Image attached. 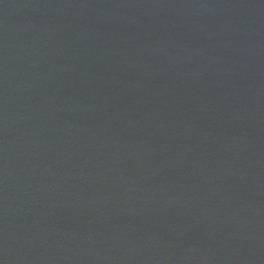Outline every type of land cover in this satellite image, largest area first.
Segmentation results:
<instances>
[{"label":"water","instance_id":"water-1","mask_svg":"<svg viewBox=\"0 0 264 264\" xmlns=\"http://www.w3.org/2000/svg\"><path fill=\"white\" fill-rule=\"evenodd\" d=\"M0 264H264V0H0Z\"/></svg>","mask_w":264,"mask_h":264}]
</instances>
